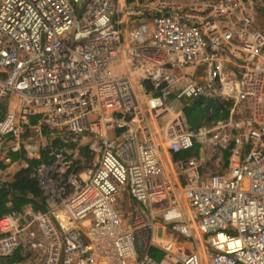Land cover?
Masks as SVG:
<instances>
[{
    "label": "built area",
    "instance_id": "1",
    "mask_svg": "<svg viewBox=\"0 0 264 264\" xmlns=\"http://www.w3.org/2000/svg\"><path fill=\"white\" fill-rule=\"evenodd\" d=\"M159 6L123 28L116 0H0V185L3 167L48 151L33 169L42 209L0 216V258L160 264L154 248L177 264H264V0ZM182 67L206 82L178 87ZM200 98L209 113L230 103L227 130L187 124ZM227 140L224 169L198 172ZM195 144L204 158L173 159Z\"/></svg>",
    "mask_w": 264,
    "mask_h": 264
},
{
    "label": "trees",
    "instance_id": "2",
    "mask_svg": "<svg viewBox=\"0 0 264 264\" xmlns=\"http://www.w3.org/2000/svg\"><path fill=\"white\" fill-rule=\"evenodd\" d=\"M211 104V101L200 98L184 106L183 113L187 124L191 128L197 129L203 126V124L224 120L227 117L228 110L225 108L221 113L217 109L209 113L207 109ZM197 149L198 147L195 144L190 152L195 151L197 153ZM190 152L175 154L173 155V159H186L189 157ZM47 156L48 151H43L39 160H27V168H22L16 172L11 183L0 185V216L8 212L20 211L27 203H33L35 206H38V203H42L43 198L37 187L33 169L41 162H46ZM21 157V154H15L12 156V159L16 160ZM36 208H40V206ZM149 255L160 264H177L166 258L161 251L154 248L150 249Z\"/></svg>",
    "mask_w": 264,
    "mask_h": 264
},
{
    "label": "crops",
    "instance_id": "3",
    "mask_svg": "<svg viewBox=\"0 0 264 264\" xmlns=\"http://www.w3.org/2000/svg\"><path fill=\"white\" fill-rule=\"evenodd\" d=\"M159 5L173 6L174 8H176V6H174L175 3L172 1L170 2L169 0L168 1H165V0H131V1L116 0V15L122 24L121 26L123 28H127L129 25H131L132 22L144 21V20L149 19L152 14H155L156 12L159 11V8H160ZM197 69L194 68V70H197ZM192 71L193 70H191V68H189V67H182V68L176 70V74L182 78L179 80L178 87L181 84H183L184 81L191 80L192 78H194L193 77L194 71L193 72ZM199 73L201 74L200 77L194 78V79L196 80L197 83L204 84L206 82V78H205V73H204L203 68L199 70ZM176 104L179 105L178 103H176ZM214 109H217V108H213V110ZM225 109H226V107H225ZM217 110L219 111V113L222 112L219 109H217ZM182 111H183V109H182ZM221 121L222 120H220V124H222ZM212 124H219V122H217V121L216 122H210L208 124H203V126H212ZM85 144L86 143H81L78 147H76V149L78 148V151L80 152V154L85 156L86 159H88V158H91V156H89V154H88V150L84 146L81 147L82 145H85ZM197 147H198V145H197ZM72 148H73V146H72ZM202 155L203 154H201L200 149H197V153L195 151H191L189 153L188 158L191 159L195 156L201 157ZM188 158H186V159H188ZM183 160H185V159H183ZM225 160H226V158H225ZM22 168H25V167H22L19 163H16V164L13 163L9 167H3L2 168L4 170H6V172L8 174V183H11L13 181V177H14L15 173L18 172ZM29 204H31L34 209H42V205L40 203H38V206H35L33 203H27L22 208L26 207ZM39 206H40V208H36ZM157 230H158L157 232H160L161 234H165V232H163V230H161L160 228H157ZM183 244L187 250H191L193 247L192 243L188 242V241H184ZM18 259H19L18 254H16V256L11 257V258H0V264H15V262Z\"/></svg>",
    "mask_w": 264,
    "mask_h": 264
},
{
    "label": "rangeland",
    "instance_id": "4",
    "mask_svg": "<svg viewBox=\"0 0 264 264\" xmlns=\"http://www.w3.org/2000/svg\"><path fill=\"white\" fill-rule=\"evenodd\" d=\"M165 1H168V0H165ZM170 2L172 1V2H174L175 3V5L174 6H176V7H182V6H184V4H188V3H191V2H193L194 3V1L195 0H169ZM263 21V20H262ZM200 69H202L201 67H199L197 70H194V68H191V70H193L194 71V74H193V77L194 78H198V77H200V73H199V70ZM192 71V72H193ZM194 78H192L194 81H196ZM175 106H177L178 107V105L177 104H174ZM226 107V109L227 110H229L228 111V115H227V117L224 119V120H222L221 122H222V124H223V126H221V128H223V130H227L228 128H229V126H228V124H229V121H231L232 119H231V117H230V114H231V112H230V107H231V105H230V103L229 102H227L226 104H224V108ZM223 108V109H224ZM222 109V110H223ZM220 110V109H219ZM221 110V111H222ZM217 122H219L220 123V121H217ZM198 145V149H200L201 148V145H199V144H197ZM82 146H84V145H82ZM231 147V142L229 141V140H227L226 141V149H223V150H217V154L219 155L218 156V158L220 159V162L218 163V165L217 166H212V165H210L209 163H207V162H205V163H203V164H200V163H198V172H205L206 170L207 171H209V172H218V171H222L223 169H224V161H225V158H226V156L228 155V152H229V148ZM81 148V147H80ZM204 150H206V149H204ZM200 154V153H199ZM80 156L82 157V159L83 158H86L85 156H82L81 154H80ZM204 156H206V151L205 152H203V158H204ZM92 157V156H91ZM217 157V156H216ZM127 209H128V206H127V203H126V201L124 200L123 202H121V203H119V212H121L122 213V215L124 216L126 213H127ZM157 234L158 235H161V233L160 232H157ZM167 235V234H166ZM192 249L194 248H196V244L193 242L192 243ZM199 247V246H198ZM200 250H201V246H200ZM206 255V256H205ZM204 256H203V262H202V264H210V257H209V255L208 254H205Z\"/></svg>",
    "mask_w": 264,
    "mask_h": 264
}]
</instances>
